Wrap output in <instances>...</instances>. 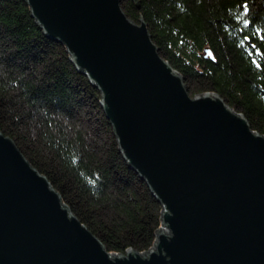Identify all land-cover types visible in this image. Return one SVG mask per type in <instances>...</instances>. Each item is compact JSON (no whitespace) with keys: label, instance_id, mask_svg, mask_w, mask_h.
I'll use <instances>...</instances> for the list:
<instances>
[{"label":"water","instance_id":"1","mask_svg":"<svg viewBox=\"0 0 264 264\" xmlns=\"http://www.w3.org/2000/svg\"><path fill=\"white\" fill-rule=\"evenodd\" d=\"M27 2L99 88L162 215L149 250L110 252L0 131V264H264V134L218 93L191 96L123 0Z\"/></svg>","mask_w":264,"mask_h":264},{"label":"trees","instance_id":"2","mask_svg":"<svg viewBox=\"0 0 264 264\" xmlns=\"http://www.w3.org/2000/svg\"><path fill=\"white\" fill-rule=\"evenodd\" d=\"M122 8L136 23L143 15L192 96L218 93L264 134V0H123ZM101 100L27 0H0V131L110 252L149 250L162 204L121 152Z\"/></svg>","mask_w":264,"mask_h":264},{"label":"rangeland","instance_id":"3","mask_svg":"<svg viewBox=\"0 0 264 264\" xmlns=\"http://www.w3.org/2000/svg\"><path fill=\"white\" fill-rule=\"evenodd\" d=\"M123 10H124V9H123ZM186 85H187V83H186ZM190 90H191V89H189V88H188L189 94L192 96V94H191V91H190Z\"/></svg>","mask_w":264,"mask_h":264},{"label":"snow or ice","instance_id":"4","mask_svg":"<svg viewBox=\"0 0 264 264\" xmlns=\"http://www.w3.org/2000/svg\"><path fill=\"white\" fill-rule=\"evenodd\" d=\"M245 11H247V9H245Z\"/></svg>","mask_w":264,"mask_h":264}]
</instances>
